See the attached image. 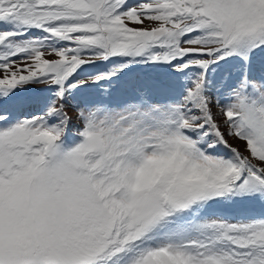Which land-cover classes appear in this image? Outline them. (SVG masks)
<instances>
[{"label":"snow or ice","instance_id":"obj_1","mask_svg":"<svg viewBox=\"0 0 264 264\" xmlns=\"http://www.w3.org/2000/svg\"><path fill=\"white\" fill-rule=\"evenodd\" d=\"M0 264H264V0H0Z\"/></svg>","mask_w":264,"mask_h":264}]
</instances>
